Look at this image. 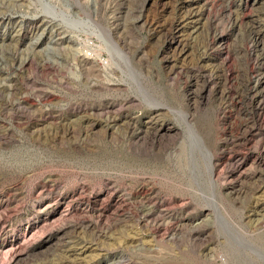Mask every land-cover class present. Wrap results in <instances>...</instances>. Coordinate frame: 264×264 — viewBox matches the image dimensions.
Masks as SVG:
<instances>
[{"label": "rangeland", "instance_id": "374dc122", "mask_svg": "<svg viewBox=\"0 0 264 264\" xmlns=\"http://www.w3.org/2000/svg\"><path fill=\"white\" fill-rule=\"evenodd\" d=\"M259 225L264 0H0V264H264Z\"/></svg>", "mask_w": 264, "mask_h": 264}, {"label": "bare ground", "instance_id": "6f19581e", "mask_svg": "<svg viewBox=\"0 0 264 264\" xmlns=\"http://www.w3.org/2000/svg\"><path fill=\"white\" fill-rule=\"evenodd\" d=\"M239 231H242V230L240 229V230H238V232ZM262 232L260 231V225H259V226H257V228L255 229V231L253 233L250 232L251 234L250 233L247 234V233H244V232H240L241 234L239 233V239L242 240L244 243L246 242V245H250V246L256 247L257 245H259L257 243H261L262 244V242H263V241H261L262 239H264V235L262 234ZM260 246H259V248L261 249L262 247H260Z\"/></svg>", "mask_w": 264, "mask_h": 264}]
</instances>
